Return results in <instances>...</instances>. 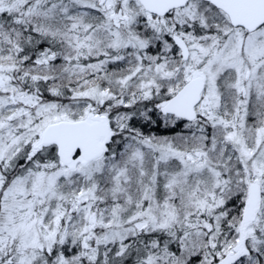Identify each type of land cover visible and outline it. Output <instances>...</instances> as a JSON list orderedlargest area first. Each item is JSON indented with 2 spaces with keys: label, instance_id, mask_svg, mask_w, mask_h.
I'll use <instances>...</instances> for the list:
<instances>
[{
  "label": "snow or ice",
  "instance_id": "1",
  "mask_svg": "<svg viewBox=\"0 0 264 264\" xmlns=\"http://www.w3.org/2000/svg\"><path fill=\"white\" fill-rule=\"evenodd\" d=\"M0 264H264V0H0Z\"/></svg>",
  "mask_w": 264,
  "mask_h": 264
}]
</instances>
